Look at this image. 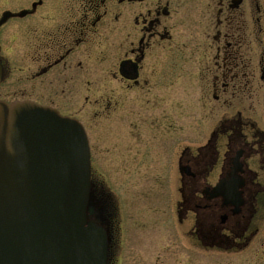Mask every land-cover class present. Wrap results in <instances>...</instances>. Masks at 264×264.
Returning a JSON list of instances; mask_svg holds the SVG:
<instances>
[{
    "label": "flooded vegetation",
    "instance_id": "obj_1",
    "mask_svg": "<svg viewBox=\"0 0 264 264\" xmlns=\"http://www.w3.org/2000/svg\"><path fill=\"white\" fill-rule=\"evenodd\" d=\"M34 3L13 18L21 22L9 41L22 63L34 50L29 78L40 82L36 100H24L85 129L93 194L107 207L109 264L119 261L120 201L95 179L94 151L111 157L120 192L126 183L145 198L151 180L174 192L193 245L263 250L264 0H42L31 12ZM6 23L0 87L9 72ZM106 135L111 145L101 148Z\"/></svg>",
    "mask_w": 264,
    "mask_h": 264
},
{
    "label": "water",
    "instance_id": "obj_2",
    "mask_svg": "<svg viewBox=\"0 0 264 264\" xmlns=\"http://www.w3.org/2000/svg\"><path fill=\"white\" fill-rule=\"evenodd\" d=\"M89 158L74 119L30 101H0V264H107Z\"/></svg>",
    "mask_w": 264,
    "mask_h": 264
},
{
    "label": "rangeland",
    "instance_id": "obj_3",
    "mask_svg": "<svg viewBox=\"0 0 264 264\" xmlns=\"http://www.w3.org/2000/svg\"><path fill=\"white\" fill-rule=\"evenodd\" d=\"M36 0H0V17L3 12L10 11L18 13L28 9ZM46 3L62 2L65 0H43ZM78 2L82 0H67V2ZM78 6V5H77ZM110 7V6H109ZM45 11L43 8L38 12ZM28 20H24L27 22ZM20 20H10L3 27V36L8 38L7 61L8 78L7 82L0 87V99L11 102L15 100L32 99L36 100V94L32 87L40 80H32L35 71L32 65L34 50L27 48V61L22 63L18 59V47L14 41H9L15 36L16 26ZM13 35V36H12ZM4 37V38H5ZM80 48L77 49L79 52ZM30 64V65H29ZM34 81V82H33ZM69 85V83H67ZM47 85V84H46ZM60 85V84H59ZM57 84V87L59 86ZM24 93V94H21ZM185 112L184 125L191 124V115ZM96 135V131L91 132ZM108 136V135H106ZM101 148L111 145L112 138L108 136L102 139ZM184 140L191 145L192 132L185 128ZM91 144L98 146L96 137H92ZM169 149H167L168 151ZM93 169H95L96 180L102 183L107 193L119 199V220H120V253L118 264H263L264 247L251 246L238 253H226L216 250H205L192 244L191 239L186 237L187 228L178 223L174 213V202L176 194L165 193V188L160 189L159 182L151 180L146 191H149L145 198L142 193L128 189L125 183V190L120 192L116 186L117 180L114 175L111 157L104 153L93 152ZM156 165H153V168ZM157 168L158 165H157ZM167 171L171 168L166 165ZM159 171V170H158ZM94 179V180H95ZM171 179V178H170ZM172 181V180H171ZM96 181L93 182V184ZM146 184V183H145ZM172 185V182L171 184ZM169 187L166 186L168 192ZM165 187V186H163ZM166 190V191H167ZM117 195H115V193ZM173 195V196H172ZM147 196V197H146ZM102 199V198H101ZM121 216V217H120Z\"/></svg>",
    "mask_w": 264,
    "mask_h": 264
}]
</instances>
